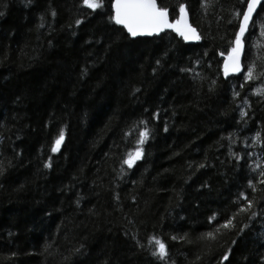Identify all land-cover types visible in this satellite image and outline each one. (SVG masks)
<instances>
[{
  "label": "trees",
  "instance_id": "16d2710c",
  "mask_svg": "<svg viewBox=\"0 0 264 264\" xmlns=\"http://www.w3.org/2000/svg\"><path fill=\"white\" fill-rule=\"evenodd\" d=\"M157 1L201 41L132 38L111 0H0V264H264V0L235 75L246 0Z\"/></svg>",
  "mask_w": 264,
  "mask_h": 264
},
{
  "label": "snow or ice",
  "instance_id": "6c2138e0",
  "mask_svg": "<svg viewBox=\"0 0 264 264\" xmlns=\"http://www.w3.org/2000/svg\"><path fill=\"white\" fill-rule=\"evenodd\" d=\"M30 2V0H29ZM82 3L89 9H100L103 7V0H82ZM261 3V0H246V7L241 13L242 19L240 20L239 30L235 34L234 46L228 51V59L224 63V74L227 75L231 72L240 71V55L243 48L241 37L248 26V22L252 17V13L256 10L257 5ZM179 16L170 22L169 10L167 7L160 6L157 0H111V15L108 19L114 22L115 25L122 26L126 30L128 36L136 38L138 36H152L154 34L159 35L165 29H171L185 40H199L200 37L196 34V29L193 28L187 21V13L185 11V5L179 4ZM0 15H3L0 12ZM55 15V13H53ZM81 21L77 20L79 24ZM223 55V53H222ZM159 63V61H157ZM253 75L252 67H248L246 79H251ZM63 131L61 130L59 137L56 139L55 144L58 146L63 140ZM148 135L147 129L139 132L138 144H143L145 138ZM257 141L259 142V133H257ZM52 151H57V147H53ZM141 157V149L136 148L134 152L130 153L128 158L124 160L130 168L136 160ZM239 159V157H237ZM48 165H46L47 167ZM260 176H264V171L260 172ZM260 183L264 184V180ZM249 187H253L251 181H249ZM254 190V189H253ZM243 197L244 193H240ZM247 199V197H245ZM253 202L248 201L247 208L252 207ZM243 210V209H242ZM253 216L256 213H252ZM231 223V220L227 221L225 227ZM207 236L212 238L213 233H207ZM155 241L156 251L153 255H158L159 258H164L167 255L166 245L159 239L153 238ZM176 239V237H172Z\"/></svg>",
  "mask_w": 264,
  "mask_h": 264
},
{
  "label": "water",
  "instance_id": "95a60500",
  "mask_svg": "<svg viewBox=\"0 0 264 264\" xmlns=\"http://www.w3.org/2000/svg\"><path fill=\"white\" fill-rule=\"evenodd\" d=\"M157 3H158V1H157ZM262 3H263V0H261V3H260L259 5H257L256 10L252 13V17H251V19H250L249 22H248V26H247V28H246V30H245V32H244V35L241 37L242 44H243V48H242L241 55H240V71H238V72H231V71H230V72L228 73L229 75H235V74H238V73H240V72L243 71V67H244V64H243V58H244V47H245L244 38H245V36L247 35V33L249 32V29H250V27H251V24H252V22H253V19H254V17L256 16L258 10L260 9ZM158 5H159V3H158ZM185 11H186V13H187V21H188V23H189L193 28L196 29V34L200 37V39H199V40H185L183 37H182V38H183L186 42H188V43H198L199 41H201V35H200V32H199V30L197 29V27L194 26V25L192 24L189 12H188L187 10H185ZM178 16H179V15H178ZM241 19H242V17H241ZM169 20H170V22H171L172 20H174V19H172V18L170 17V13H169ZM165 31H172V30H171V29H165L163 32H165ZM163 32H161V33H163ZM172 32H174V31H172ZM161 33H160V34H161ZM174 33H176V32H174ZM176 34H177V33H176ZM154 35H156V34H154ZM154 35H152V36H154ZM177 35H178V34H177ZM179 36H180V35H179ZM138 37H148V36H138ZM180 37H181V36H180ZM227 59H228V55L224 58V61H223V68H224V63H225V61H226ZM62 142H63V140H62L61 143L57 146V148H60V147H61Z\"/></svg>",
  "mask_w": 264,
  "mask_h": 264
}]
</instances>
